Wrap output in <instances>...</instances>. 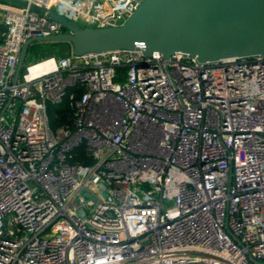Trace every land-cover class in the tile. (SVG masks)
<instances>
[{"label": "built area", "instance_id": "2783aa9c", "mask_svg": "<svg viewBox=\"0 0 264 264\" xmlns=\"http://www.w3.org/2000/svg\"><path fill=\"white\" fill-rule=\"evenodd\" d=\"M21 1L43 13L0 1V264H264V57L27 54L14 81L51 13L116 27L142 2Z\"/></svg>", "mask_w": 264, "mask_h": 264}, {"label": "water", "instance_id": "95a60500", "mask_svg": "<svg viewBox=\"0 0 264 264\" xmlns=\"http://www.w3.org/2000/svg\"><path fill=\"white\" fill-rule=\"evenodd\" d=\"M42 14L21 0H0ZM50 20L64 32L26 40L20 49L14 81L33 44H64L74 56L115 51L167 60L179 53L197 63L264 57V0H142L120 26L81 28L55 13Z\"/></svg>", "mask_w": 264, "mask_h": 264}, {"label": "rangeland", "instance_id": "374dc122", "mask_svg": "<svg viewBox=\"0 0 264 264\" xmlns=\"http://www.w3.org/2000/svg\"><path fill=\"white\" fill-rule=\"evenodd\" d=\"M45 49H41L40 51H38V53H35L34 51L32 53L29 54L28 52V55H29V58H30V63H33L35 61H38L41 57H45V58H48V57H61V56H64L66 54V52L68 51L67 48H65L64 50H61V51H58V49H56L55 51H49L50 54H46V52L44 51ZM27 57V56H26ZM27 62H25L26 64ZM29 63V62H28ZM24 64V65H25ZM61 109V107L59 106H56L52 109H49V117H50V124H51V127L54 128L55 127V124L53 122V119H54V115H53V112L57 111Z\"/></svg>", "mask_w": 264, "mask_h": 264}, {"label": "trees", "instance_id": "16d2710c", "mask_svg": "<svg viewBox=\"0 0 264 264\" xmlns=\"http://www.w3.org/2000/svg\"><path fill=\"white\" fill-rule=\"evenodd\" d=\"M65 48L68 49V51L65 54V55H67V54L70 53L69 52V48L67 46H65L64 44H33V45L30 46L28 52H29V54L32 53L33 51L35 53H38L37 50L40 51L41 49H45L44 51L48 55V54H50L49 51H53V50L55 51L56 49H58V51H61V50H64ZM44 58L41 57L40 59H44ZM61 118H63V117L59 116V117L55 118V116H54V119H53L54 124L58 125L60 122H62Z\"/></svg>", "mask_w": 264, "mask_h": 264}, {"label": "bare ground", "instance_id": "6f19581e", "mask_svg": "<svg viewBox=\"0 0 264 264\" xmlns=\"http://www.w3.org/2000/svg\"><path fill=\"white\" fill-rule=\"evenodd\" d=\"M52 64V60H50V58L47 60V61H45L44 63H41V64H36L35 66H33L31 69H30V71L32 72V73H34V72H36L37 70H40L41 68H44L45 66H49V65H51Z\"/></svg>", "mask_w": 264, "mask_h": 264}]
</instances>
